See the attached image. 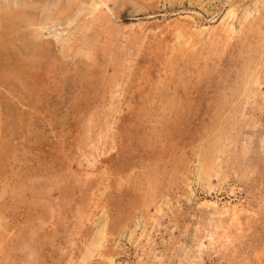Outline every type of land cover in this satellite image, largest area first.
<instances>
[{"label":"rangeland","instance_id":"rangeland-1","mask_svg":"<svg viewBox=\"0 0 264 264\" xmlns=\"http://www.w3.org/2000/svg\"><path fill=\"white\" fill-rule=\"evenodd\" d=\"M0 264H264V0H0Z\"/></svg>","mask_w":264,"mask_h":264},{"label":"bare ground","instance_id":"bare-ground-1","mask_svg":"<svg viewBox=\"0 0 264 264\" xmlns=\"http://www.w3.org/2000/svg\"><path fill=\"white\" fill-rule=\"evenodd\" d=\"M19 15V14H18ZM21 15V14H20ZM16 17V16H15ZM10 58V57H9ZM17 59V58H16ZM20 61V60H19Z\"/></svg>","mask_w":264,"mask_h":264}]
</instances>
